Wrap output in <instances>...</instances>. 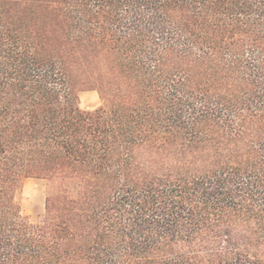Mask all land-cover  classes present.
<instances>
[{"label": "trees", "instance_id": "obj_1", "mask_svg": "<svg viewBox=\"0 0 264 264\" xmlns=\"http://www.w3.org/2000/svg\"><path fill=\"white\" fill-rule=\"evenodd\" d=\"M0 264H264V0H0Z\"/></svg>", "mask_w": 264, "mask_h": 264}, {"label": "rangeland", "instance_id": "obj_2", "mask_svg": "<svg viewBox=\"0 0 264 264\" xmlns=\"http://www.w3.org/2000/svg\"><path fill=\"white\" fill-rule=\"evenodd\" d=\"M80 98L81 108L84 110H92L101 105V100L96 92H82ZM46 192L45 181L39 179L27 180L19 194L24 214L34 220L40 218L45 212Z\"/></svg>", "mask_w": 264, "mask_h": 264}]
</instances>
